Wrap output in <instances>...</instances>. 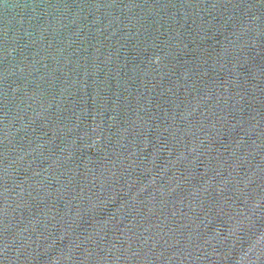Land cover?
<instances>
[{
    "label": "water",
    "instance_id": "1",
    "mask_svg": "<svg viewBox=\"0 0 264 264\" xmlns=\"http://www.w3.org/2000/svg\"><path fill=\"white\" fill-rule=\"evenodd\" d=\"M0 264H264V0H0Z\"/></svg>",
    "mask_w": 264,
    "mask_h": 264
}]
</instances>
